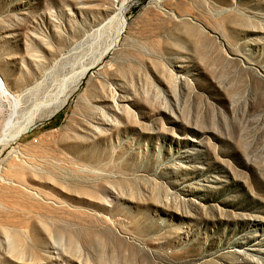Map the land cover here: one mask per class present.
I'll return each mask as SVG.
<instances>
[{"label":"rangeland","instance_id":"1","mask_svg":"<svg viewBox=\"0 0 264 264\" xmlns=\"http://www.w3.org/2000/svg\"><path fill=\"white\" fill-rule=\"evenodd\" d=\"M0 89V264H264V0H0Z\"/></svg>","mask_w":264,"mask_h":264},{"label":"bare ground","instance_id":"2","mask_svg":"<svg viewBox=\"0 0 264 264\" xmlns=\"http://www.w3.org/2000/svg\"><path fill=\"white\" fill-rule=\"evenodd\" d=\"M120 31H121V30H120ZM121 32H122V31H121ZM192 32H195V30L193 29ZM115 39H116V38H115ZM117 40H118V39H117ZM117 40H116V41H117ZM117 44H118V43H117ZM115 46H116V45H115ZM107 50H108V48H107ZM107 50H105V51L107 52ZM103 54H105V53H103ZM103 54H102V55H103ZM0 94L2 95V94H5V93H4V91H2V90L0 89Z\"/></svg>","mask_w":264,"mask_h":264}]
</instances>
